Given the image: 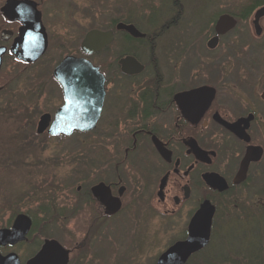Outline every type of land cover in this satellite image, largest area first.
I'll return each instance as SVG.
<instances>
[{
	"label": "rangeland",
	"instance_id": "rangeland-1",
	"mask_svg": "<svg viewBox=\"0 0 264 264\" xmlns=\"http://www.w3.org/2000/svg\"><path fill=\"white\" fill-rule=\"evenodd\" d=\"M4 2L0 0V7ZM39 2L48 36L46 52L31 64H20L6 54L0 71V228L9 227L18 213L30 216L34 228L25 242L0 247V252H16L24 264L44 238H53L71 249L69 264H154L160 252L183 238L187 214L178 211L164 215L147 194V180L138 169L136 176L131 180L128 177L133 190L127 192L120 216L96 219L98 208L85 202V191L103 179V151L98 137L76 134L47 138L45 134H35L40 116L53 113L62 101L52 71L60 59L78 50L85 32L113 29L122 22L152 37V42L130 44L142 60L152 62L165 77L176 78L185 69L186 76L214 78L219 86L224 87V80L242 86L241 80L249 76L248 72L264 70V49L252 51L264 44V17L259 21L260 35H255L251 24L255 10L261 6L256 0ZM224 13L235 16L237 25L221 37L212 52L207 51L205 44L212 36L213 24ZM123 38L122 32H115L116 41L108 52L95 59L112 60ZM235 90L233 96L237 95ZM114 159H106L108 170H112L109 167L114 165ZM122 171L129 174L126 168ZM255 182L253 177L247 188L219 200V215L207 253L213 244L218 249L223 237L237 235L238 230L232 226L250 225L259 216L257 209L264 211V182ZM241 229L242 243H252L254 233L247 232L246 226L241 225ZM225 255H219L215 264H228L230 258L237 261L242 257Z\"/></svg>",
	"mask_w": 264,
	"mask_h": 264
},
{
	"label": "flooded vegetation",
	"instance_id": "flooded-vegetation-1",
	"mask_svg": "<svg viewBox=\"0 0 264 264\" xmlns=\"http://www.w3.org/2000/svg\"><path fill=\"white\" fill-rule=\"evenodd\" d=\"M34 1L42 20L40 2ZM0 21V47L6 48L3 59L6 54H10L9 47L22 23L8 20L1 11ZM116 24L113 29H107L113 32V40L101 50L91 54L81 51L80 44L85 32L78 50L67 54L89 60L98 67L103 77V92L100 94L102 103L95 126L88 131L72 134H82L87 138L98 137L102 143L104 158L102 157L100 167L103 179L87 187L85 202L97 206L96 219L117 218L126 204L127 192L132 189L128 177L131 180L138 169H141L147 180V194L164 215H172L178 211H185L187 214L183 238L187 234L190 218L204 201H209L214 207L213 230L219 215V200L247 188L253 177L255 184L264 182V70L248 72L249 76L242 79L243 85L238 87L230 80L222 81L225 83L223 87L214 78L202 80L198 75L186 76L183 67V73L179 68L178 77L170 79L156 71L152 62L142 60L131 47L133 45L130 42H152V38L130 36L126 31L117 30ZM214 25L215 23L212 36L205 44L206 50L211 52L216 46L209 48L208 41L217 36L218 44L221 37L236 27L235 25L232 30L217 35ZM117 31L122 32L125 38L118 44L119 49L112 60L105 57L95 59L105 56L116 41ZM257 46L258 49H250L253 52L264 49V44ZM136 64L141 66L140 70H137ZM249 82H252L251 86ZM57 88L62 101L53 113H49L51 120L55 111L63 104L62 88L59 84ZM234 89L237 95L233 96ZM251 146L259 148L260 156L249 161L242 179H238L241 162L247 148ZM108 158H115L114 165L109 167L112 170H108V165L105 164ZM123 168L129 174L122 171ZM208 177L215 178L216 184H212ZM217 181L222 182L225 189L220 190ZM99 183L108 188L104 195L110 201L119 203L115 212L108 213L101 196L93 194V186ZM79 190L80 186L77 187V191ZM45 239L47 238L42 240L37 251ZM61 246L68 251L69 264L71 249L62 244Z\"/></svg>",
	"mask_w": 264,
	"mask_h": 264
},
{
	"label": "water",
	"instance_id": "water-1",
	"mask_svg": "<svg viewBox=\"0 0 264 264\" xmlns=\"http://www.w3.org/2000/svg\"><path fill=\"white\" fill-rule=\"evenodd\" d=\"M0 11L8 20H17L22 23L17 36L9 47L10 53L17 60L28 63L35 62L45 53L48 45L47 34L36 2L34 0H6ZM263 16L264 5L256 9L253 15L252 25L257 36L262 30L259 20ZM236 22L232 15L221 14L214 25L216 34L221 35L232 30ZM115 28L126 31L133 37L145 36L132 24L119 22ZM112 40L113 32L111 30L92 29L84 35L80 49L86 54H91L101 50ZM216 44L217 36L210 39L207 46L214 48ZM5 51V47H0V68ZM140 68L141 66L137 65V70ZM52 74L62 87L64 103L56 110L52 122H50V114L44 113L40 116L36 124V133L41 134L46 131L52 136L70 135L75 130L88 131L92 129L98 119L102 103L100 94L103 92V77L98 67L85 58L67 55L53 69ZM259 156V148L252 146L247 148L241 162V169L238 172V179H242L249 161L256 160ZM209 181L216 184L215 178H209ZM217 183L220 185V190L225 189L222 182L217 181ZM106 189L108 190L104 184L99 183L93 186L92 192L95 196H101L107 207V212L113 213L119 208V203L110 201L104 195ZM213 214L214 207L209 201H204L190 218L186 237L175 241L161 252L155 264H185L193 254L202 250L210 240ZM31 226L32 221L29 216L24 213L17 214L9 228H0V246L14 245L26 240ZM67 263L68 251L54 239H45L41 248L26 261V264ZM0 264H20V260L14 252L5 255L0 253Z\"/></svg>",
	"mask_w": 264,
	"mask_h": 264
},
{
	"label": "trees",
	"instance_id": "trees-1",
	"mask_svg": "<svg viewBox=\"0 0 264 264\" xmlns=\"http://www.w3.org/2000/svg\"><path fill=\"white\" fill-rule=\"evenodd\" d=\"M256 4L262 6L264 5V0H256ZM145 36L147 38L150 37L149 35ZM257 210L259 211V216L253 221V223H251L250 225H248V223L241 224L243 227L246 226L248 228L247 232L249 231L254 233V239L252 240V243H249L248 245L243 244L241 239H243L244 233L243 231H241V225L232 226L234 227V230H238L236 231L237 235L234 236L230 233L229 239H226V237H221L222 239L220 247L218 249H216L213 244L210 251L207 253V249H209V247L211 246L209 245L207 249L205 247V250L203 249L200 252L194 254L186 264H191L193 261L202 264H215V262H217V260L219 259V255H225L226 253L242 255V257L237 261L230 258L229 261H226L228 264H264V211L261 209ZM249 215L250 214H247L248 217ZM33 228L34 224L32 227V231ZM239 228L241 229L240 231ZM231 240L236 243L235 246H231L229 244V241Z\"/></svg>",
	"mask_w": 264,
	"mask_h": 264
}]
</instances>
